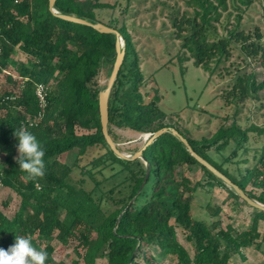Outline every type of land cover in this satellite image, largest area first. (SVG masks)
Here are the masks:
<instances>
[{
    "label": "trees",
    "instance_id": "trees-1",
    "mask_svg": "<svg viewBox=\"0 0 264 264\" xmlns=\"http://www.w3.org/2000/svg\"><path fill=\"white\" fill-rule=\"evenodd\" d=\"M49 1L0 0V73L5 68L12 69L20 78L18 87H22L19 93H0V189H6L17 200L12 215L0 208V247L11 246L15 235L28 238L35 248L48 253L46 264H97L99 259L107 260V264H159L161 259L169 258L176 264H229L233 256L242 255V250L259 248V242L264 243V231L260 229L264 210L250 206L229 189L196 160L171 129L138 159H122L110 148L102 132L99 95L103 89L98 77L104 68L112 73L117 58L116 35L62 19L50 10ZM230 1L240 13L232 28H225V34H220L214 24L220 23ZM239 1L246 7L251 4L249 0ZM187 4L193 9L192 14L184 12L172 22L176 39L197 67L215 74L238 45L248 64L256 63L264 69V34L259 29L254 33L240 29L242 7L237 0H188ZM112 8L101 0L55 2L58 14L92 23L103 24L97 12ZM107 26L120 32L125 45V58L110 93L111 137L115 141L113 127L140 134L167 128L158 91L149 102L141 91L145 77L131 34L125 26ZM18 54L25 60H16ZM7 78L15 81L13 73ZM38 84L47 88L44 110L36 94ZM261 91L264 78L259 81L256 71L244 73L228 89L224 100L227 105L239 104L259 98ZM40 112L42 116L38 117ZM20 128L33 133L44 148L42 177L30 179L19 170L14 131ZM78 128L88 133L79 134ZM250 132L263 134L264 129L251 125L242 130L232 123L202 139L179 133L195 153L264 205V147L253 168L239 180L223 168L229 157L219 164L209 155L213 147L219 152L233 141L231 154L237 156L249 141ZM98 149L103 153L91 158V152ZM65 154L73 158L62 161L60 156ZM84 159L89 162L80 164ZM185 165H199L208 181L194 183L184 175L178 180L176 171ZM109 167L115 171L112 176L127 173L121 183L125 188L120 189L124 191L122 196L115 199V189L109 192L115 206L104 194L99 200L94 197L95 190L108 179L103 176ZM76 168L81 169L80 179L74 177ZM98 175L103 179L99 180ZM87 178L94 183L91 190L86 186ZM205 184L210 189L217 185L227 188L228 200L253 209L245 229L215 227L193 217L194 197ZM5 206L8 208L9 203ZM208 207L211 214L219 215L220 207L215 212ZM177 227L193 243L194 255L180 242ZM73 238L78 239L79 245L66 253Z\"/></svg>",
    "mask_w": 264,
    "mask_h": 264
},
{
    "label": "rangeland",
    "instance_id": "rangeland-1",
    "mask_svg": "<svg viewBox=\"0 0 264 264\" xmlns=\"http://www.w3.org/2000/svg\"><path fill=\"white\" fill-rule=\"evenodd\" d=\"M103 3L113 6L112 9L98 11V17L105 25L117 27L125 26L131 34L139 67L145 80L142 93L147 102L151 101L158 91L162 100L159 107L166 113V125L168 129L179 131L181 134L202 139L212 136L220 126L229 127L236 123L242 130L256 125L264 129V91H261L257 99H249L243 103L227 105L224 95L233 85L238 76L244 73L258 72V79L262 81L264 75L261 67L256 63L248 64L241 56L239 46L232 49V57L222 62L216 69L215 74H210L201 67H197L193 59L183 49L182 42L177 40L174 34L173 18L181 17L184 12L192 14L193 9L187 4L188 0H101ZM251 4L246 7L237 0L238 6L242 7V19L240 29L254 33L259 29L264 34V0H249ZM228 10L223 11L220 23L214 25L220 34H225V28L231 29L237 21L239 11L229 3ZM231 14V16H229ZM123 42V40H122ZM16 60L24 61L22 55H17ZM1 68V66H0ZM10 73L15 75V81H8ZM107 68L101 70L98 83L104 91L109 78ZM20 78L17 73L9 68L0 73V93L4 91H16L19 93L22 87H18ZM113 137L118 150L125 156L133 158L135 153L141 150L153 134H140L131 129L112 128ZM79 134L88 133L87 130L78 128ZM249 141L238 150L237 156H232L235 142H231L226 148L217 152L213 147L209 155L219 164L228 157L230 161L223 163V168L237 180L253 168L255 159L263 152L264 133H249ZM221 144V143H220ZM103 151L100 149L91 152V158L98 157ZM72 155H62V161H70ZM247 163H242L243 160ZM88 160L80 161V164L88 163ZM119 169V168H117ZM115 171L110 167L105 170L103 177L108 179L95 190L96 200L104 194V198L114 203L109 197V192L115 189L113 196L118 199L124 192L121 183L127 173L113 175ZM75 179L82 178L81 169L76 168L73 172ZM188 177L194 183L207 182L208 178L199 165L183 166L176 171V178ZM102 180L101 175L97 176ZM206 177V178H205ZM87 188L94 187L93 181L87 178ZM229 188V186L227 185ZM122 189V190H120ZM230 189V188H229ZM251 186L247 190H251ZM257 192V190H255ZM228 189L220 186L212 187L207 184L200 187L192 203V215L200 221H207L212 226L225 228L228 225L236 229H245L251 221L253 209L242 202L233 199L228 200ZM228 200V201H227ZM224 201H227L226 204ZM9 203L6 208L5 203ZM217 207L221 208L219 215L214 216L209 211ZM17 207L15 195H11L6 189H0V208L6 214L12 215ZM261 231H264V222L260 223ZM178 238L187 248L191 255L195 254L192 242L186 239V233L177 227ZM259 248L242 250V255H235L229 264H264V243L259 242ZM79 245L78 239L73 238L69 244L70 252ZM82 251V250H81ZM66 253L64 255H66ZM67 258L66 256H63ZM61 257V258H63ZM59 259V257H58ZM159 264H176L172 258L161 259ZM97 264H107V260L99 259Z\"/></svg>",
    "mask_w": 264,
    "mask_h": 264
},
{
    "label": "water",
    "instance_id": "water-1",
    "mask_svg": "<svg viewBox=\"0 0 264 264\" xmlns=\"http://www.w3.org/2000/svg\"><path fill=\"white\" fill-rule=\"evenodd\" d=\"M55 2L56 0H50L49 1V8L50 10L55 14L60 16L62 19L90 26L96 30H98L101 33H109V34H115L117 38V43H116V52H117V58L112 70V73L110 75L107 87L104 91H102L99 95V110H100V119H101V125H102V132L105 137L106 142L110 146V148L116 153V155L122 159H138L142 156L143 151L150 146L159 136L164 134L165 132L168 131V128H163L159 130L157 133H154L152 137L148 140V142L145 144V146L139 150L138 152L135 153L133 158H130L128 156L123 155L117 148L113 138L110 135L109 132V100H110V93L112 91V88L116 82V79L118 77V74L120 72V69L122 67L124 58H125V48H124V41L122 42V37L121 34L118 30L111 28L107 25H104L102 23H92L88 20L78 18L73 15H60L55 9ZM172 132L177 135L186 145L188 151L196 158L198 162H200L202 165L206 166L209 170H211L213 173H215L218 177H220L228 186L231 190H234L242 200H244L247 204L250 206L264 210V205L259 203L256 200L251 199L238 185H236L232 180L227 178L224 174L219 172L214 166H212L209 162H207L204 158H202L200 155L194 152L192 147L190 146L189 142L187 139H185L178 131L172 130ZM149 175V171H148Z\"/></svg>",
    "mask_w": 264,
    "mask_h": 264
},
{
    "label": "clouds",
    "instance_id": "clouds-1",
    "mask_svg": "<svg viewBox=\"0 0 264 264\" xmlns=\"http://www.w3.org/2000/svg\"><path fill=\"white\" fill-rule=\"evenodd\" d=\"M19 170L28 178L42 177L45 174L44 148L38 138L31 132L15 129ZM48 253L35 248L30 239L15 235L14 243L7 249L0 247V264H46Z\"/></svg>",
    "mask_w": 264,
    "mask_h": 264
},
{
    "label": "built area",
    "instance_id": "built-area-1",
    "mask_svg": "<svg viewBox=\"0 0 264 264\" xmlns=\"http://www.w3.org/2000/svg\"><path fill=\"white\" fill-rule=\"evenodd\" d=\"M0 52H1V48H0ZM262 74L264 75V69L261 68ZM37 97L39 99V105L42 108V110L45 109V107L47 106V88L44 84H38L37 86V91H36ZM42 116V112H40L38 114V117Z\"/></svg>",
    "mask_w": 264,
    "mask_h": 264
}]
</instances>
